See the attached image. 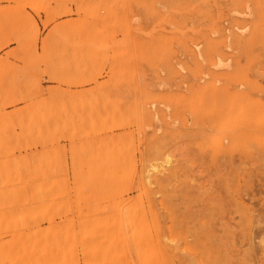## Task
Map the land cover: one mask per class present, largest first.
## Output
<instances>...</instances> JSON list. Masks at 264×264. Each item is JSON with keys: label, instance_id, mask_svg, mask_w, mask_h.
I'll return each mask as SVG.
<instances>
[{"label": "rangeland", "instance_id": "374dc122", "mask_svg": "<svg viewBox=\"0 0 264 264\" xmlns=\"http://www.w3.org/2000/svg\"><path fill=\"white\" fill-rule=\"evenodd\" d=\"M117 263L264 264V0H0V264Z\"/></svg>", "mask_w": 264, "mask_h": 264}, {"label": "bare ground", "instance_id": "6f19581e", "mask_svg": "<svg viewBox=\"0 0 264 264\" xmlns=\"http://www.w3.org/2000/svg\"><path fill=\"white\" fill-rule=\"evenodd\" d=\"M194 1V0H193ZM251 1V0H250ZM254 3V2H253ZM256 3V2H255ZM159 4V3H158ZM163 6V5H162ZM183 7V6H182ZM165 8V7H164ZM175 8H179V7H175ZM148 11V10H147ZM237 11V10H236ZM239 12V11H238ZM181 14V13H180ZM166 15V14H165ZM240 15V14H239ZM243 16V15H242ZM215 21V20H214ZM214 24V23H213ZM212 24V25H213ZM208 25V24H207ZM173 26V25H172ZM153 28V27H152ZM161 28V27H160ZM165 29V28H164ZM191 29V28H190ZM151 30V29H150ZM155 30V29H154ZM166 30V29H165ZM178 30V29H177ZM184 30V29H183ZM182 30V31H183ZM152 31V30H151ZM181 31V32H182ZM212 31V30H211ZM230 31V30H229ZM148 32V31H147ZM144 33V32H143ZM146 33V32H145ZM211 33V32H210ZM202 34V33H201ZM195 40V39H194ZM176 41V40H175ZM228 43H229V39H228ZM230 44V43H229ZM228 44V45H229ZM225 45V44H224ZM231 46V45H230ZM198 48H200L199 47V45H198ZM225 48H226V45H225ZM229 48V47H228ZM199 50V49H198ZM237 51V50H236ZM223 52V51H222ZM199 53H201V52H199ZM224 53V52H223ZM202 55V54H201ZM223 55V54H222ZM225 55V54H224ZM199 56H200V54H199ZM193 58V57H192ZM217 58H219V57H217ZM201 59H202V57H201ZM221 59V58H220ZM205 60H203V62H204ZM219 61H221V62H224V61H222V60H218L217 61V63L219 62ZM213 63V62H212ZM216 63V64H217ZM210 64V63H209ZM218 65H221V63L220 64H218ZM225 65V64H224ZM228 65V64H227ZM180 66H181V64H180ZM195 66V65H194ZM214 67H217V65H213ZM229 66V65H228ZM196 68V67H195ZM217 70V69H216ZM209 71V70H208ZM213 75V74H212ZM206 76H207V74H206ZM218 81V80H217ZM230 82V81H229ZM186 83V82H185ZM217 83V82H216ZM206 84V83H205ZM206 92V91H205ZM204 93V92H203ZM217 94V93H216ZM190 95V94H189ZM202 96V95H201ZM207 97V96H206ZM186 98V97H185ZM184 98V99H185ZM204 98V97H203ZM187 99V98H186ZM207 100V99H206ZM126 101V100H125ZM129 102H131V101H129ZM135 109V108H134ZM137 109V108H136ZM127 112V111H126ZM128 114V113H127ZM137 116V115H136ZM124 118V117H123ZM133 124V123H132ZM131 124V125H132ZM138 124V123H137ZM137 126V125H136ZM261 132V131H260ZM145 138V137H144ZM134 139V138H133ZM138 141V140H137ZM120 143V142H119ZM138 144V143H137ZM114 146V145H113ZM134 146V145H133ZM125 147V146H124ZM129 148V147H128ZM130 149V148H129ZM131 151H132V149H130ZM158 153V152H157ZM156 154V153H155ZM134 156V155H133ZM128 159V158H127ZM153 161H155V160H153ZM167 162V161H166ZM96 167V166H95ZM117 167V166H116ZM150 167L151 168H153L154 166H151L150 165ZM92 168V167H91ZM118 168V167H117ZM116 168V169H117ZM149 168V167H148ZM120 169V168H119ZM94 170V169H93ZM105 170V169H104ZM121 170H122V167H121ZM147 170V169H146ZM107 171V170H106ZM110 171V170H109ZM117 171V170H116ZM95 173H96V171H94ZM123 171H121V173H122ZM117 173V172H116ZM97 174V173H96ZM143 174H145V172L143 173ZM110 176H112V175H110ZM96 177H97V175H96ZM96 177L94 176V178H95V180H97L96 179ZM146 178H148V177H146ZM148 180V179H147ZM133 182V181H132ZM144 182H147V181H145V179H144ZM49 183V182H48ZM131 183V182H130ZM143 184V183H142ZM97 186H95L96 187V189H95V194H94V197L91 199V200H89V201H83V202H81V203H78V206H80L81 208L83 207V206H85L86 207V209L87 210H85L86 211V213H85V215H131L132 213H135L136 212V210H132V208L130 209V204H128V203H126V202H124V198L122 199L121 197V200H120V198H118V200L116 201V203H119L118 201L120 200L121 202V205H122V202H123V206H124V204L126 203V207L124 206H119V205H116L115 204V201H114V199L115 198H113L112 200L114 201H112L111 199H108V201H105L104 199H102V195L104 194L103 192H104V185H103V183H101L100 182V180L98 181V183L96 184ZM34 186V185H33ZM55 187V186H54ZM130 187H132V184H131V186ZM141 187H144L143 185L141 186ZM145 188V187H144ZM39 189V188H38ZM54 189V188H53ZM139 189V188H138ZM131 190H132V188H131ZM140 190V189H139ZM138 190V192L140 193L141 191H143V188H142V190H140L139 191ZM7 192V191H6ZM25 193V192H24ZM76 193V192H75ZM145 193V192H144ZM26 194V193H25ZM81 194V193H80ZM132 195V194H131ZM137 195H139L138 193H137ZM140 195H141V193H140ZM33 196H35V195H33ZM92 196V195H91ZM129 196V195H128ZM127 196V197H128ZM47 197V196H46ZM126 197V198H127ZM145 197V196H144ZM35 198V197H34ZM45 198V197H44ZM129 198V197H128ZM127 198V199H128ZM134 198V197H133ZM132 198V200H131V202H133V200H135V201H138L136 198H134L133 199ZM75 199V198H74ZM126 199V200H127ZM116 200V199H115ZM123 200V201H122ZM125 200V201H126ZM70 201H71V199H70ZM146 201V200H145ZM4 203V202H3ZM75 203V202H74ZM119 203V204H120ZM129 203H130V201H129ZM151 203V202H150ZM148 204V203H147ZM23 205V204H22ZM75 205L77 206V204L75 203ZM74 205V206H75ZM128 205H129V207H128ZM138 205V204H137ZM142 205H144V204H142ZM138 206H140V204L138 205ZM147 206V205H146ZM150 206V205H149ZM33 207V206H32ZM105 207H108L109 208V211L107 212V213H105L104 212V209H105ZM133 207V206H132ZM148 207V206H147ZM72 208V207H71ZM78 208V207H77ZM76 208V209H77ZM149 208V207H148ZM39 209V208H38ZM79 209V208H78ZM141 209V208H140ZM35 210V209H34ZM37 211H39V210H37ZM84 211V210H83ZM84 211V212H85ZM140 211V210H139ZM35 212H36V210H35ZM80 212V211H79ZM144 212V211H143ZM148 212L150 213V211L148 210ZM31 214H33V213H31ZM44 214V213H43ZM154 214V213H153ZM12 215H20V213L19 212H16V213H14V214H12ZM80 215V214H79ZM121 218V217H120ZM124 218V220H126V216H124L123 217ZM128 218V217H127ZM150 218L152 219V217H151V214H150ZM121 221H122V219H120ZM141 220V219H140ZM129 220H127L126 221V223L128 222ZM146 221V220H145ZM152 221V220H151ZM123 222V221H122ZM125 222V221H124ZM118 223V222H117ZM120 224H121V222H120ZM129 224V223H128ZM122 225V224H121ZM120 225V226H121ZM81 226V225H80ZM118 226H119V224H118ZM123 226V228H125V225L123 224L122 225ZM127 226V225H126ZM155 226V225H154ZM154 226H153V228H154ZM56 227V226H55ZM83 227V226H82ZM131 227V226H130ZM145 227V226H144ZM132 228V227H131ZM147 228H148V226H147ZM147 228H145L146 230L145 231H147L148 229ZM86 229H87V227H86ZM89 229V228H88ZM120 229V228H119ZM64 230V229H63ZM124 230H126L127 231V229H124ZM83 231V230H82ZM81 231V232H82ZM97 231V230H96ZM99 231H101V230H99ZM125 231V232H126ZM128 231H130V230H128ZM132 232L134 231V230H131ZM138 231H140V230H138ZM137 231V232H138ZM53 232V231H52ZM80 232V233H81ZM85 232H86V230H85ZM90 232V231H89ZM106 232H108V230L106 231ZM110 232V231H109ZM136 232V233H137ZM64 233V232H63ZM68 233V232H67ZM83 233H84V231H83ZM103 233V232H102ZM104 233H105V231H104ZM117 233V232H116ZM157 233V232H156ZM87 234V233H86ZM89 234V233H88ZM107 234V233H106ZM137 234H139V233H137ZM136 234V235H137ZM148 234L150 235V233H149V231H148ZM127 235H131V233L129 232V234H127ZM127 235H126V237H127ZM140 235V234H139ZM137 237H139V236H137ZM141 237V236H140ZM139 237V238H140ZM147 237H150V236H147ZM158 237V236H157ZM132 238V237H131ZM139 238H137V239H139ZM159 238V237H158ZM128 239V238H127ZM131 239H129V241H130ZM108 241V240H107ZM126 241V240H125ZM131 241H133V240H131ZM123 242H124V240L122 241V245L125 247V242H124V244H123ZM147 242V241H146ZM130 243V242H129ZM126 244H127V241H126ZM137 244V243H136ZM128 245V244H127ZM147 245V244H146ZM129 246H130V244H129ZM136 246V245H135ZM134 246V247H135ZM160 246H161V249H163V247H162V243H160ZM142 247V246H141ZM141 247L140 248H138V250L139 249H141ZM126 248V247H125ZM130 248H132V246H130ZM149 248V247H148ZM147 247H146V250L145 251H147V249H148ZM100 249V248H99ZM114 249V248H113ZM133 249V248H132ZM143 250V249H142ZM141 250V252H142V255H143V251ZM149 250H150V248H149ZM163 250H165V248L163 249ZM168 250V249H167ZM125 251H126V249H125ZM128 251V250H127ZM140 251V250H139ZM139 251H138V253H139ZM166 251V250H165ZM109 252V251H108ZM116 252V251H115ZM120 251H118V253H119ZM114 253V252H113ZM112 253V254H113ZM129 253V252H128ZM136 253H137V251H136ZM152 253V252H151ZM166 253V252H165ZM109 254H110V252H109ZM127 254V253H126ZM145 255V254H144ZM143 257V256H142ZM168 257V256H167ZM111 258V257H110ZM171 258V257H170ZM169 258V259H170ZM168 259V260H169ZM139 260V259H138ZM171 261H172V259H170ZM140 261H141V259H140ZM139 261V263H141ZM143 261V260H142ZM145 261H146V259H145ZM148 262V261H147ZM172 263V262H171ZM118 264V263H117ZM160 264V263H159ZM163 264V263H162Z\"/></svg>", "mask_w": 264, "mask_h": 264}]
</instances>
